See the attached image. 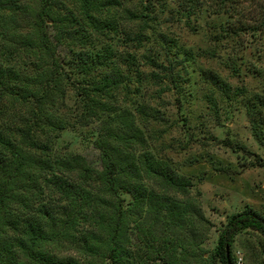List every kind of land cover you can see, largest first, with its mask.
<instances>
[{"label":"trees","instance_id":"1","mask_svg":"<svg viewBox=\"0 0 264 264\" xmlns=\"http://www.w3.org/2000/svg\"><path fill=\"white\" fill-rule=\"evenodd\" d=\"M33 1L25 12L21 0H0V264H94L96 258L109 264H233L234 237L246 230L264 237V217L248 206L232 213L212 253H199L194 226L207 220L188 195L191 181L154 157L140 126L156 115L140 105L136 116L113 102L127 87L125 77L113 64L112 47L96 48L94 40L116 29L113 19L103 17L116 1ZM180 3L187 17L201 9L225 15V37L264 29V0ZM18 12L27 16L24 33L17 34L8 24ZM139 36L126 39L140 43ZM65 42L78 48L66 65L80 78L71 83L79 123L98 125L92 140L97 165L78 154L55 155L45 137L65 128L51 113L61 82L70 80L56 56ZM23 51L39 62L32 76L14 63ZM147 60L157 68V60ZM204 76L223 98L236 95L212 72ZM244 106L262 144L264 100L254 96ZM60 247H72L77 257L60 254Z\"/></svg>","mask_w":264,"mask_h":264},{"label":"rangeland","instance_id":"2","mask_svg":"<svg viewBox=\"0 0 264 264\" xmlns=\"http://www.w3.org/2000/svg\"><path fill=\"white\" fill-rule=\"evenodd\" d=\"M115 1L103 17L113 19L116 29L94 40L96 48L112 47L113 64L125 77L127 87L120 89L113 102L132 113L137 106H145L156 115V121L140 125L147 148L191 181L188 195L207 220L194 226L195 239L200 243L199 253L207 258L229 215L248 206L264 217V130L260 144L244 106L254 96L264 100V29L239 38L225 37L220 33L227 22L225 15L201 9L184 16L179 10L181 0ZM21 4L25 12L35 5L33 0H21ZM67 7L76 16V8ZM25 16L15 14L14 22L8 24L10 30L24 33ZM252 16L258 17L255 12ZM135 33L141 35L140 43L126 39ZM77 51L68 42L56 51L61 71L70 80L61 82L51 113L65 128L45 137L55 155L78 154L87 164L97 165L98 151L92 140L98 125L79 123V100L71 83L80 78L66 65ZM147 57L157 60V68ZM14 61L30 76L39 63L27 51L18 53ZM208 71L236 95L223 98L205 78ZM14 108L23 110L19 105ZM255 157L262 160V166ZM60 254L77 257L72 247H60ZM231 255L233 264H264V237L251 230L237 234ZM94 264L109 263L96 258Z\"/></svg>","mask_w":264,"mask_h":264},{"label":"built area","instance_id":"3","mask_svg":"<svg viewBox=\"0 0 264 264\" xmlns=\"http://www.w3.org/2000/svg\"><path fill=\"white\" fill-rule=\"evenodd\" d=\"M236 264H240V262L238 261V262H236Z\"/></svg>","mask_w":264,"mask_h":264}]
</instances>
